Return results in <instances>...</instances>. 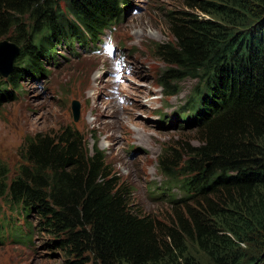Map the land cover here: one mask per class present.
Listing matches in <instances>:
<instances>
[{
	"label": "trees",
	"instance_id": "obj_1",
	"mask_svg": "<svg viewBox=\"0 0 264 264\" xmlns=\"http://www.w3.org/2000/svg\"><path fill=\"white\" fill-rule=\"evenodd\" d=\"M236 1L246 18H238L242 29L223 32L193 16L172 17L178 51L157 45L168 64L183 69H170L167 78H199L192 100L177 116L201 137L184 160L180 178L164 157L160 171L168 186L204 198L210 216L227 218L224 212L232 205L241 210L231 230L250 238L257 252L250 258L222 256L226 238L208 219L189 212L200 246L214 264H264V0ZM130 5V0H0V41L20 48L12 73L7 79L0 76V109L23 95L20 78L50 73L44 66L58 60L59 48L98 45L122 23ZM93 139L91 148L79 132L67 128L26 141L18 175L2 191L11 208L19 209L22 223H2L6 233L0 237L29 245L34 230L46 231L52 236L48 247L70 248L72 257L63 264L181 262L182 234L162 235L153 221L132 211L107 151ZM211 197L224 198L225 207ZM33 214L37 226L30 221ZM181 227L193 237L189 224L181 222Z\"/></svg>",
	"mask_w": 264,
	"mask_h": 264
},
{
	"label": "rangeland",
	"instance_id": "obj_2",
	"mask_svg": "<svg viewBox=\"0 0 264 264\" xmlns=\"http://www.w3.org/2000/svg\"><path fill=\"white\" fill-rule=\"evenodd\" d=\"M130 1L122 23L107 31L98 45L86 49L78 46L74 51L59 48L58 60L44 66L50 73L39 79L20 78L23 95L2 105L0 226L22 223L19 209L11 208L2 191L18 175L23 145L38 134L56 136L71 128L91 148L93 136L99 139V148L107 151L108 162L125 185L135 214L153 221L162 235L172 230L182 234L178 251L181 262L168 259L162 264H214L200 246L190 211L208 219L215 232L226 238L227 244H220L222 256L253 257L257 252L250 238H240L231 230L236 212L241 211L238 205L228 207L230 211L224 212L227 218L210 216L204 198L189 196L179 185L168 186L160 171V158L164 157L180 178L184 160L201 137L177 116L192 100L199 78H167L170 69H183L168 64L157 53V45L177 50L172 17L193 16L223 32L237 31L245 25L238 19H246L243 8L236 0ZM75 101L81 105L78 120L73 110ZM209 199L225 207L224 198ZM30 221L37 226L38 217L33 214ZM181 222L190 225L193 237L186 234ZM34 231L29 245L0 237V264H63L72 257L70 248L48 247L46 242L52 236L46 231ZM2 233L6 230L0 229ZM170 242L173 244L172 239Z\"/></svg>",
	"mask_w": 264,
	"mask_h": 264
},
{
	"label": "water",
	"instance_id": "obj_3",
	"mask_svg": "<svg viewBox=\"0 0 264 264\" xmlns=\"http://www.w3.org/2000/svg\"><path fill=\"white\" fill-rule=\"evenodd\" d=\"M20 48L9 40L0 41V76L9 77L13 71L14 63L18 57ZM81 105L78 101L73 103L75 120H78Z\"/></svg>",
	"mask_w": 264,
	"mask_h": 264
},
{
	"label": "snow or ice",
	"instance_id": "obj_4",
	"mask_svg": "<svg viewBox=\"0 0 264 264\" xmlns=\"http://www.w3.org/2000/svg\"><path fill=\"white\" fill-rule=\"evenodd\" d=\"M109 51H111V48H109Z\"/></svg>",
	"mask_w": 264,
	"mask_h": 264
}]
</instances>
